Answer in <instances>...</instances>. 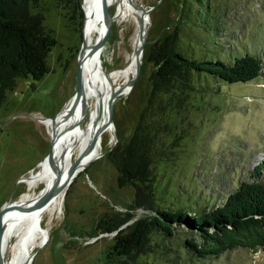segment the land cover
<instances>
[{"label": "rangeland", "instance_id": "obj_1", "mask_svg": "<svg viewBox=\"0 0 264 264\" xmlns=\"http://www.w3.org/2000/svg\"><path fill=\"white\" fill-rule=\"evenodd\" d=\"M182 1L133 0L142 7H152L140 74L127 92L119 93L114 99L113 129L104 135L100 154L65 187L61 208L55 214L46 212L42 216L41 226L48 230L47 237L33 246L32 251H36L28 264H114L105 253L116 231L150 212L143 206L131 208L132 187L118 183L117 169L108 153L118 141H126L132 134L148 90L151 71V64L145 58L148 46L177 25ZM43 2L44 23L52 29L57 42L48 55L51 69L34 80V87L32 79L20 77L16 88L8 94L7 103L0 107V206L8 200L23 198L26 193L35 196L45 187L42 181L31 187L25 181L41 170L46 159L41 164L40 161L49 150L50 126L42 118L55 116L75 91L76 56L84 37V25L81 31L76 30L67 24L55 0ZM116 9L113 2L110 12L115 17L107 46L101 52L102 65L108 71L126 65L134 53L139 28L137 17L130 13L117 16ZM207 18L208 14L202 19ZM223 20L222 35L235 38L240 51L257 52L264 61V0H222ZM221 39L222 36L218 38ZM206 40L210 44L216 42L212 36ZM228 42L231 41H221L225 45ZM95 100V97L91 99L92 106L84 115L80 130L90 117ZM204 107L206 122L197 135L196 149L190 155L192 158L178 159L174 176L183 179L180 183L186 191L201 192L198 206L206 208L221 203L239 181L264 179V67L258 77L246 82L221 81L220 97H208ZM77 155L74 152L71 159ZM259 162L263 165L255 176L254 166ZM110 213L127 219L108 232L101 227V219ZM181 228H175L172 241L181 242L186 235L193 234L184 233ZM10 256L8 252L7 257ZM169 256L179 259L172 250L166 255ZM171 260L167 259L166 264ZM181 262L264 264V252L260 248L253 251L236 247L204 259L186 254Z\"/></svg>", "mask_w": 264, "mask_h": 264}, {"label": "trees", "instance_id": "obj_2", "mask_svg": "<svg viewBox=\"0 0 264 264\" xmlns=\"http://www.w3.org/2000/svg\"><path fill=\"white\" fill-rule=\"evenodd\" d=\"M55 1L67 24L81 31V0ZM182 2L177 25L148 46V90L132 134L108 153L118 183L132 187L131 208L150 211L116 231L105 253L114 264H166L169 258L174 262L168 264H184L186 254L204 259L236 247L264 252V179L241 180L221 203L204 208L198 206L201 192L186 191L183 179L174 176L178 159L192 158L196 149L206 99L220 97L221 81L246 82L264 67L262 55L240 51L235 38L222 35V0ZM43 9V0H0V107L20 77L32 79L34 87L51 69L48 55L57 39ZM208 36L216 42L208 43ZM224 39L231 42L225 45ZM262 165L254 166L253 175ZM126 219L105 214L101 227L111 232ZM177 227L193 234L174 243ZM170 250L179 259L166 257Z\"/></svg>", "mask_w": 264, "mask_h": 264}, {"label": "bare ground", "instance_id": "obj_3", "mask_svg": "<svg viewBox=\"0 0 264 264\" xmlns=\"http://www.w3.org/2000/svg\"><path fill=\"white\" fill-rule=\"evenodd\" d=\"M110 5H116V15L124 16L127 13L137 17L138 26L140 23L139 11L135 9L133 0H107ZM85 21L83 32V53L80 57V68L85 88L86 99L88 102L85 114L91 105V99L95 97V107H93L90 117L81 129L84 116L73 127L69 128L70 123L77 122L83 110L84 100L80 99L71 113H68L67 106L57 116L59 127H66L55 142L56 160L55 169L59 173L61 180L68 175L69 168L73 163L74 152L81 154L76 173H78L89 161L96 158L102 147L105 134L112 131L113 125L104 126L108 114V100L115 91L125 93L130 89L128 84L131 74L134 71L133 54L124 67L106 70L101 61V52L95 53V49L100 43L103 33V23L101 18L102 0H85ZM129 14V15H130ZM129 18V17H128ZM142 28L145 31L148 27L149 15H144ZM139 28L135 38L134 49L138 45ZM98 31V33H97ZM96 38V39H95ZM142 55H140V59ZM143 60V59H142ZM118 93V95H119ZM118 99V98H117ZM84 114V115H85ZM67 118V119H66ZM66 119L65 121H63ZM49 120H46V122ZM98 133V134H97ZM63 153V154H62ZM62 154V157L60 156ZM90 157V158H89ZM37 174V175H36ZM53 175L50 172V164L46 159L41 170L34 172L31 177L26 178L29 187L38 181L45 182L46 185L39 197H43L48 191ZM65 190H62L42 209L28 210L19 208L9 210L3 215V241L2 248L6 254L5 264H23L26 257L31 255L32 248L39 241L45 240L48 230L41 226L44 213L55 214L61 208V201ZM29 197L26 193L23 198ZM10 252V258L7 253ZM9 255V254H8Z\"/></svg>", "mask_w": 264, "mask_h": 264}, {"label": "water", "instance_id": "obj_4", "mask_svg": "<svg viewBox=\"0 0 264 264\" xmlns=\"http://www.w3.org/2000/svg\"><path fill=\"white\" fill-rule=\"evenodd\" d=\"M84 2H85V0H81V7H82L83 12H84V20H83L82 28H83L85 16H86L84 5H83ZM132 4L135 7V9H137L139 11V19H140L139 29L140 30H139V35H138V45L134 49V57H133L134 66H135L134 73L128 82V84L130 86H132V84L136 81V79L138 78V76L140 74V70H141L140 55H142L144 45L147 42V40H146L147 29L145 31L143 30V28H142L143 25H142L141 19L144 17V15H148L151 8H152L151 6L148 8L142 7V6H140L134 2H132ZM114 17H115V14H111V12H110V3L107 0H102L101 18H102V23H103V33H102L100 43L97 46V48L95 49V53L102 52L104 50V48L107 46V41L110 37L111 28H112V21H113ZM83 45H84V43H83V37H82L81 45H80V48H79L77 56H76V58H77V69H76L75 91L72 94L69 101L64 105V107L66 105H68L67 106L68 113H71L74 110V108L76 107V105L78 104V102L80 101V99L83 98V100H84L83 107L84 108L81 111L80 117L77 120V122L70 123L68 125L69 128L73 127L75 123H78L81 120V118L84 116L85 111H86L87 106H88V102H87L86 94H85L84 83H83V78H82V73H81V68H80V57L83 53ZM119 91L120 90L115 91L113 93V95L110 96V98L108 100V107H107L108 114H107V118H106L104 126L113 125L112 124V105H113L114 99L118 96ZM62 109L53 117L42 118L44 120H49L48 124L50 126L49 150H48L47 154L44 156V158L40 161V164H41V162L44 161L45 159L48 160V162L50 164V172L53 175V180L51 182V185H50L48 191L46 192V194L43 197H39L40 193L43 190V188H42L39 191V193L35 196L26 197L24 199L19 198V199L8 200L7 202H5L4 204H2L0 206V264H5V260H6V254L2 248L3 215L9 210H17L19 208L28 209V210L42 209L54 197H56L62 190H64L65 187L71 182L72 178L76 175V166L79 163V160L81 158V154H78L76 156V158L73 160V163L71 164V166L69 168L68 175L66 176L65 179L61 180L59 173H56V169H55V160H56V151L54 149L55 148V142L58 139V137L60 136V134L64 133L66 130V127L60 128L59 127L60 124L57 122V116L61 113ZM66 119H64L63 121H65ZM62 154L60 155L61 157H62ZM35 251H36V249L31 251V255L29 257H26L23 264L29 263L30 259L32 258L33 254L35 253Z\"/></svg>", "mask_w": 264, "mask_h": 264}]
</instances>
